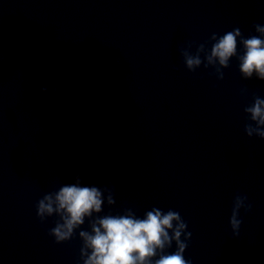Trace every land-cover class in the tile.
<instances>
[{"label":"clouds","instance_id":"9594fccd","mask_svg":"<svg viewBox=\"0 0 264 264\" xmlns=\"http://www.w3.org/2000/svg\"><path fill=\"white\" fill-rule=\"evenodd\" d=\"M253 28L257 35L247 38L239 27L219 36L213 33L210 50H206L202 43L194 55L182 49L185 67L190 72H195L202 64L205 68L212 67L218 79L222 80V69L228 68L230 60L236 57L243 78L251 79L255 75L264 81V25L254 24ZM238 46H242V54L238 52ZM188 47L192 44L189 43ZM202 52L205 53L203 59ZM244 112L254 122L245 124V134L249 138L255 135L264 139V98L254 97V102L245 107ZM104 192L109 193L107 204L114 205L116 201L111 188L82 186L77 176L75 183L61 185L57 191L45 194L38 201L37 217L41 223L48 217H58L49 231L57 244L69 241L88 221L90 231H79L83 264H191L184 256L191 233L185 232L187 223L179 212L172 209L164 212L153 207L139 217L133 209L125 208L123 214L99 215L105 203ZM247 199L240 194L234 197L229 219L233 236L240 232V210H251L252 205L246 203ZM182 234L184 240L181 239ZM173 241L176 250L169 253L166 249L172 247Z\"/></svg>","mask_w":264,"mask_h":264}]
</instances>
